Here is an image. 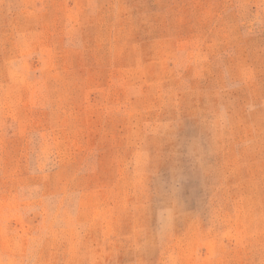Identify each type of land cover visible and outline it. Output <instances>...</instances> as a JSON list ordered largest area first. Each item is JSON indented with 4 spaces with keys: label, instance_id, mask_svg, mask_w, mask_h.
<instances>
[{
    "label": "rangeland",
    "instance_id": "obj_1",
    "mask_svg": "<svg viewBox=\"0 0 264 264\" xmlns=\"http://www.w3.org/2000/svg\"><path fill=\"white\" fill-rule=\"evenodd\" d=\"M0 264H264V0H0Z\"/></svg>",
    "mask_w": 264,
    "mask_h": 264
}]
</instances>
